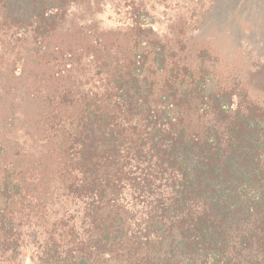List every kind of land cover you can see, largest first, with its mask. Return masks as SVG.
Instances as JSON below:
<instances>
[{
    "label": "trees",
    "instance_id": "trees-1",
    "mask_svg": "<svg viewBox=\"0 0 264 264\" xmlns=\"http://www.w3.org/2000/svg\"><path fill=\"white\" fill-rule=\"evenodd\" d=\"M194 1L164 30L155 0H94L106 41L89 0H0L34 113L0 149V264H264V96Z\"/></svg>",
    "mask_w": 264,
    "mask_h": 264
},
{
    "label": "rangeland",
    "instance_id": "rangeland-1",
    "mask_svg": "<svg viewBox=\"0 0 264 264\" xmlns=\"http://www.w3.org/2000/svg\"><path fill=\"white\" fill-rule=\"evenodd\" d=\"M155 1L160 19L158 25L166 30L169 6L175 0ZM194 2L191 7L197 9L201 17L199 40L214 50L223 65L245 77L256 97L264 96V0ZM89 3L90 10L85 6L80 12L81 22L93 20L102 37L106 41L111 40V30L104 28L98 20L96 22L99 15L95 14L94 0H89ZM25 66L23 52L9 54L0 47V149L4 144L3 140L10 138V123L14 113L19 118V125L25 124L34 114L22 90H11L18 81L12 71L16 67L25 69ZM14 100L18 101L15 111ZM2 156L0 151V161ZM36 156H41V152L36 151Z\"/></svg>",
    "mask_w": 264,
    "mask_h": 264
}]
</instances>
